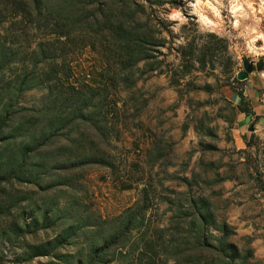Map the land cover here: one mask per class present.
<instances>
[{
	"label": "rangeland",
	"instance_id": "rangeland-1",
	"mask_svg": "<svg viewBox=\"0 0 264 264\" xmlns=\"http://www.w3.org/2000/svg\"><path fill=\"white\" fill-rule=\"evenodd\" d=\"M0 38L25 57L4 80L41 47L60 99L92 97L31 157L39 179L0 166V264H75L130 219L102 264H264V0H0ZM46 93L21 91L2 132Z\"/></svg>",
	"mask_w": 264,
	"mask_h": 264
},
{
	"label": "trees",
	"instance_id": "trees-1",
	"mask_svg": "<svg viewBox=\"0 0 264 264\" xmlns=\"http://www.w3.org/2000/svg\"><path fill=\"white\" fill-rule=\"evenodd\" d=\"M11 42L2 41L0 38V89L7 93L0 95V166L7 164L11 167L8 177L13 179H22L25 177L39 179V174H33L28 167L47 168L49 165L45 157H39L37 162H30L43 146L50 139L61 135L63 131H69L73 122L77 119H86L84 109L89 108L92 104L91 96L84 97L81 93L73 91L69 92L67 97L59 98L60 87L55 80L57 70L55 66L49 65L47 59H53L54 56L45 53L43 48H39L37 60H30L33 68L38 64L42 65L39 71L34 69L22 71L21 75H16L12 80H4V74L8 71V66L13 62H24L25 57L19 56L10 48ZM33 53V52H32ZM59 73V72H58ZM58 80V79H56ZM61 84V83H60ZM35 85H44L46 95L43 97L46 103L42 108L37 109L38 117L22 116L21 121L15 127H12L10 132L3 133L2 129L5 123L10 120L11 115L16 112L13 110L18 99V94L25 89H29ZM61 86V85H60ZM235 94L238 97L239 104L237 110L243 113H250V107L246 102L242 90H236ZM71 98V99H70ZM10 141L9 143H7ZM13 146V147H11ZM84 159V158H83ZM90 159V158H87ZM94 159V158H91ZM96 161V160H93ZM98 163H105L104 158L98 159ZM97 162V161H96ZM131 219L128 220L125 228L116 236L110 237V240H104L101 244H95L88 249V252L80 260H76L75 264H102L104 251L111 245L119 247L121 241L126 239V233L130 231L129 225ZM69 227L64 229L67 232ZM55 243H59L54 239ZM41 246V254H49L51 247L49 242H44ZM125 264H140L139 258L129 257Z\"/></svg>",
	"mask_w": 264,
	"mask_h": 264
},
{
	"label": "crops",
	"instance_id": "crops-1",
	"mask_svg": "<svg viewBox=\"0 0 264 264\" xmlns=\"http://www.w3.org/2000/svg\"><path fill=\"white\" fill-rule=\"evenodd\" d=\"M253 80H254L255 85H257V86H262L264 84V79H261L260 77L259 78L257 77ZM242 94L244 95V97L247 96V99L249 100L248 104L250 103L252 105V103H253L252 101L255 98L254 97L255 96L254 95V89H252V85H250L248 82L245 83V90H244V92L242 91ZM245 100H246V98H245ZM255 101H257V98ZM243 118H244V116H243Z\"/></svg>",
	"mask_w": 264,
	"mask_h": 264
},
{
	"label": "water",
	"instance_id": "water-1",
	"mask_svg": "<svg viewBox=\"0 0 264 264\" xmlns=\"http://www.w3.org/2000/svg\"><path fill=\"white\" fill-rule=\"evenodd\" d=\"M243 68H244L245 72H250V70H251L252 67H251L249 64H246L245 62H243ZM244 76H245V75H244ZM249 117H250V114H249V113L246 114V115L244 116V118H243V122H244V123H247L248 120H249ZM251 129H252V127L249 126L248 130H251Z\"/></svg>",
	"mask_w": 264,
	"mask_h": 264
}]
</instances>
